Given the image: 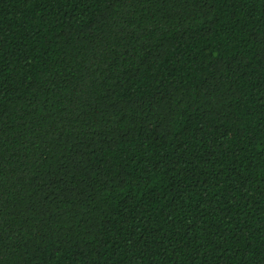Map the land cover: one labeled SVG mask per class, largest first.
I'll return each instance as SVG.
<instances>
[{"label":"trees","instance_id":"16d2710c","mask_svg":"<svg viewBox=\"0 0 264 264\" xmlns=\"http://www.w3.org/2000/svg\"><path fill=\"white\" fill-rule=\"evenodd\" d=\"M0 264H264V0H0Z\"/></svg>","mask_w":264,"mask_h":264}]
</instances>
